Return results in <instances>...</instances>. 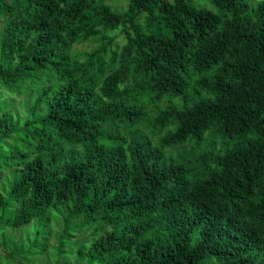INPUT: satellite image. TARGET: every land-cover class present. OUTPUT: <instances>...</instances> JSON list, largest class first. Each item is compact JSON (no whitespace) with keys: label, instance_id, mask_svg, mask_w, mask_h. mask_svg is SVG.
Here are the masks:
<instances>
[{"label":"trees","instance_id":"obj_1","mask_svg":"<svg viewBox=\"0 0 264 264\" xmlns=\"http://www.w3.org/2000/svg\"><path fill=\"white\" fill-rule=\"evenodd\" d=\"M194 1L0 0V264H264V0Z\"/></svg>","mask_w":264,"mask_h":264},{"label":"rangeland","instance_id":"obj_2","mask_svg":"<svg viewBox=\"0 0 264 264\" xmlns=\"http://www.w3.org/2000/svg\"><path fill=\"white\" fill-rule=\"evenodd\" d=\"M107 1H108V3H110L112 5V7L116 8V9H125V7L127 5V0H107ZM239 1H243L244 3H250V4L255 5V4H257V2H259L261 0H239ZM194 3L197 5L196 0L194 1ZM200 4H202L204 7H207V8H210V9L216 11V9L213 7V5H211L207 1H204L203 3H200ZM95 46H96L95 44H93V43L90 42L89 44L79 45V46L76 47V49L78 51H81V52L82 51H89V50H91ZM21 99H23V98L22 97L21 98H17V100H19V101ZM17 236H18V239L19 238L24 239V231L18 233ZM83 240H85V238H81L79 242H82ZM54 242H55V240H54ZM52 243H53V238H52ZM50 254H51V252L50 253H47L45 255V258H40L39 260L41 262L46 261L47 257H49Z\"/></svg>","mask_w":264,"mask_h":264}]
</instances>
